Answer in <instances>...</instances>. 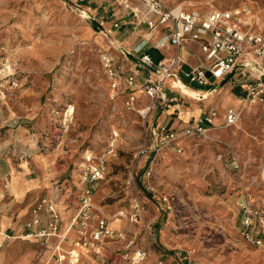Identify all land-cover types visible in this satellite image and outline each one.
I'll list each match as a JSON object with an SVG mask.
<instances>
[{
    "label": "rangeland",
    "instance_id": "1",
    "mask_svg": "<svg viewBox=\"0 0 264 264\" xmlns=\"http://www.w3.org/2000/svg\"><path fill=\"white\" fill-rule=\"evenodd\" d=\"M184 1L202 11L245 1L254 16L253 29L264 33V0ZM86 15L93 17L74 0H0V61L10 55V79L2 82L8 99L0 107V165L8 154L10 167L25 163L28 175L53 185L49 195H31L33 203L60 197L64 184L71 193L78 192L84 187L80 170L85 155H102L115 130L116 155L105 161L104 177L92 194L95 217L104 216L114 228H130L136 245L156 255L185 256L189 264H264V253L240 235L239 203L249 197L264 209V183L258 178L264 157V101L235 98L227 83L207 101L196 102L182 93L180 102L198 109L193 118L216 108L214 125L199 137L183 140L181 152L167 147L138 156L137 150L150 144L151 129L167 113V105L156 102L142 117L125 109L124 95L111 97L100 62L107 37ZM101 24L104 29L108 25ZM137 95L139 108L149 102L143 93ZM158 108L162 114L154 118ZM230 109L239 118L226 126L223 118ZM186 121L180 119L178 127ZM146 168L151 169L154 192L139 180ZM161 195L169 198L165 205ZM134 201L142 208L138 225L128 220ZM102 245L105 264L119 260V242ZM36 246L10 239V253Z\"/></svg>",
    "mask_w": 264,
    "mask_h": 264
},
{
    "label": "built area",
    "instance_id": "2",
    "mask_svg": "<svg viewBox=\"0 0 264 264\" xmlns=\"http://www.w3.org/2000/svg\"><path fill=\"white\" fill-rule=\"evenodd\" d=\"M117 4L129 11L135 27L145 29L143 39L133 51L119 48V58L108 48L100 52L102 71L108 81L112 98L124 95L126 110L145 117L151 109L159 105H171L174 111H179L182 91L180 87L169 83L175 81L174 74L186 65L189 70L183 71L190 81L201 85L219 82L231 72L227 80L232 88L239 86L251 102L264 101V33L253 29L255 21L251 6L243 1L232 8H212L202 11L189 7L190 1L179 0H116ZM112 16H115L113 13ZM114 28L119 27L117 20L112 21ZM152 47L162 53V58L154 63L150 56L141 51L155 39ZM196 45V52L190 45ZM175 49V50H173ZM141 51V52H140ZM187 51L193 58V63L182 54ZM9 54L0 61V107L6 104L8 92L2 86L4 79H10ZM2 57L0 58V60ZM127 62L128 65H125ZM209 73V76L206 74ZM209 77L214 79L213 82ZM178 78H180L178 76ZM185 87L191 88L189 83ZM195 88V87H193ZM201 90L199 88H196ZM167 90V93H165ZM143 93L149 101L139 108V96ZM157 102V104H156ZM217 117V109L208 107L201 110L195 117L187 120L181 127H172L166 123H156L151 129V140L148 146L140 147L136 154L145 155L148 152L158 153L167 147L181 152L183 140L189 137L203 135ZM239 113L233 109L224 115L226 126L235 125ZM119 134L112 131L108 144L100 156L91 153L85 155L80 170L81 182L84 187L77 196L76 211L70 217L65 231H60L61 217L57 208L55 196L53 199L41 197L31 209L30 218L25 222L29 229L25 237H36L41 245L50 251L48 259L54 264H75L78 261L79 249L101 252L105 241H117L121 245V255L118 263L111 264H189L186 257L175 258L154 257L151 250L136 245V237L130 228L111 227L104 216H96L93 212L92 194L95 184L103 179L105 161L116 155V143ZM238 160L231 159V165L238 167ZM258 178L264 183V157L259 164ZM152 176L150 168L139 175L143 187L150 192L154 188L149 179ZM247 201L240 207V235L247 243L264 249V209ZM165 205L169 198L160 196ZM48 214V220L42 224L41 213ZM142 208L134 201L129 214V222L138 225ZM34 227H39L35 230ZM74 229L76 236L70 240L68 251L61 249L65 234Z\"/></svg>",
    "mask_w": 264,
    "mask_h": 264
},
{
    "label": "crops",
    "instance_id": "3",
    "mask_svg": "<svg viewBox=\"0 0 264 264\" xmlns=\"http://www.w3.org/2000/svg\"><path fill=\"white\" fill-rule=\"evenodd\" d=\"M74 2L77 6L84 7L85 10L89 11L96 20L101 23H108L107 26L105 25V29L108 32V36H106L107 47L115 57L119 58V48L133 51L134 53L135 47L141 45L140 42L143 39L145 32L144 27H135L131 17L127 14L129 11L120 7L116 1L74 0ZM113 13L115 16H112ZM103 18H105V21L102 20ZM114 20L118 21V28H114L112 23H110V21ZM157 38L158 37L153 39L148 46H144L141 51H145L149 47H152ZM190 48L195 52L197 50L196 45L193 44L190 45ZM182 54L188 59V63H193L191 54L187 51H183ZM125 65L129 66L127 62ZM232 90L234 91L233 96L235 98H243L245 96L244 91L239 86L232 88ZM207 100L208 99L205 101ZM194 101L198 102L197 100ZM159 110L160 108H158V111H154V118L156 114H162ZM165 110L167 113L160 116L157 123H166L172 127H177L180 119L189 120L198 112L197 108L187 107L183 104L179 108V111H174L173 106L170 104L167 105V109ZM169 114H177V116L172 118ZM171 119L174 120L170 121ZM5 156L6 161H4V165H0V248L2 247V250H0V264H28L26 262L27 260L29 262L31 261L30 264H54L52 259H48L50 251L41 245L38 238L24 236V233L29 231L24 224L30 218V209L33 205V202L30 201L31 195H34L36 191L42 193L46 191L43 195H49V188L51 189L53 185L50 182L51 185L49 187L47 182L28 175L30 170L23 165L25 163H21L22 167H17V169L15 167H10V156L8 154ZM79 193L80 191L71 193V189L64 184L63 188L60 190V197L55 195L57 197V208L61 217V232L66 230L70 217L76 211L77 196ZM55 196H53V198ZM48 199L50 198L48 197ZM240 200V206L247 201V199L242 200V198H240ZM67 205H70L71 208L66 210L65 208ZM41 217V225H44L48 220V214L42 212ZM118 220L120 223V219ZM34 229L37 230L39 227H34ZM75 236L76 233L73 228L67 231L64 240L61 243V249L63 251H68L71 248L70 240L75 238ZM262 237L264 238V234H262ZM18 238L34 242L37 246L35 249L26 247L20 249L17 253H10V239ZM257 249L264 253L263 248L257 247ZM152 255L154 257H164L162 255H156L155 253H152ZM165 257L175 258L177 256L173 257L170 255ZM115 260H111L113 261L112 263L119 262ZM75 264H105V259L103 258V255H101V252L79 249L78 261Z\"/></svg>",
    "mask_w": 264,
    "mask_h": 264
},
{
    "label": "water",
    "instance_id": "4",
    "mask_svg": "<svg viewBox=\"0 0 264 264\" xmlns=\"http://www.w3.org/2000/svg\"><path fill=\"white\" fill-rule=\"evenodd\" d=\"M86 16H87V19L93 25H95V27H97L100 31L104 32L106 36H108V32L106 31V29H104V27L102 26V24L98 20H96L94 17H92L90 15H86ZM145 53L150 56V58L152 59V61L154 63H157L162 58V53L155 47H149L148 49L145 50ZM181 69L182 70L179 71L177 75L176 74L173 75L175 77V81L178 83L179 87L186 86L185 83H189L190 86H193L195 88H199L201 90H204V89L205 90H211L213 88L220 87V86L224 85L233 73V72H231L226 77H224L222 80H220L216 87H210V85H201V84H198L197 82L190 81L189 77H187L183 72V71L189 70V68L186 65H183ZM206 74L209 76V73H206ZM178 76L180 78H178ZM209 80L211 82L214 81V79L212 77H209ZM261 80L264 82V75L261 76Z\"/></svg>",
    "mask_w": 264,
    "mask_h": 264
},
{
    "label": "bare ground",
    "instance_id": "5",
    "mask_svg": "<svg viewBox=\"0 0 264 264\" xmlns=\"http://www.w3.org/2000/svg\"><path fill=\"white\" fill-rule=\"evenodd\" d=\"M260 23V22H259ZM169 83H173L174 85H178V83L176 81H173V79H171L169 81ZM182 90V93L184 95H187L188 97H190L191 99L197 100V101H202V100H206L208 99V96L216 89H219V87L213 88L211 90H196V89H192V88H188L185 86H181L180 87ZM200 91V92H199Z\"/></svg>",
    "mask_w": 264,
    "mask_h": 264
}]
</instances>
